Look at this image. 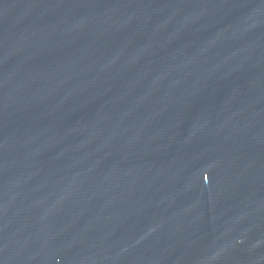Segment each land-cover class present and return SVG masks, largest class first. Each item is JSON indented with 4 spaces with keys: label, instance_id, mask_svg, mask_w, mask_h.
Segmentation results:
<instances>
[{
    "label": "water",
    "instance_id": "water-1",
    "mask_svg": "<svg viewBox=\"0 0 264 264\" xmlns=\"http://www.w3.org/2000/svg\"><path fill=\"white\" fill-rule=\"evenodd\" d=\"M0 264H264V0H0Z\"/></svg>",
    "mask_w": 264,
    "mask_h": 264
}]
</instances>
